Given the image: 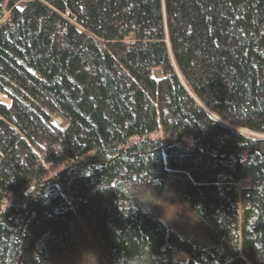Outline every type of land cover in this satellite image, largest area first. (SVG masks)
Here are the masks:
<instances>
[{
  "label": "trees",
  "instance_id": "trees-1",
  "mask_svg": "<svg viewBox=\"0 0 264 264\" xmlns=\"http://www.w3.org/2000/svg\"><path fill=\"white\" fill-rule=\"evenodd\" d=\"M4 6L0 264H264V0Z\"/></svg>",
  "mask_w": 264,
  "mask_h": 264
},
{
  "label": "rangeland",
  "instance_id": "rangeland-1",
  "mask_svg": "<svg viewBox=\"0 0 264 264\" xmlns=\"http://www.w3.org/2000/svg\"><path fill=\"white\" fill-rule=\"evenodd\" d=\"M5 2V1H4ZM4 2L2 4L4 5ZM17 6L22 9L25 6V1H21L17 4ZM4 16L0 20V25L5 21L7 17H9L8 9L4 6ZM58 113L51 115V121L53 124L58 126L61 129H65L68 126V120L64 126H59L58 124L54 123L52 120V117L54 115H57ZM60 115V114H58ZM65 118V117H64ZM170 194V195H167ZM159 199H164L167 201L168 204L173 205V210L175 206L178 208V211L175 212L174 215L171 216V218H165L164 209L159 205L160 214L162 217L167 220L168 222L172 223L176 227H178L182 232L189 233L191 237H193L195 240L200 241L203 240L205 237V233L202 231V228L198 225V222L196 221L194 215L192 212L186 207L184 202L180 199V197L173 191L172 189L167 190L165 193H163ZM93 258L91 255H86V257L82 258L80 261L88 263H93ZM91 261V262H90Z\"/></svg>",
  "mask_w": 264,
  "mask_h": 264
},
{
  "label": "clouds",
  "instance_id": "clouds-1",
  "mask_svg": "<svg viewBox=\"0 0 264 264\" xmlns=\"http://www.w3.org/2000/svg\"><path fill=\"white\" fill-rule=\"evenodd\" d=\"M156 200L159 201L158 204L164 209L165 218H171V216L174 215L176 211H178V208L176 206L173 210V205L168 204L166 200L164 199H156Z\"/></svg>",
  "mask_w": 264,
  "mask_h": 264
}]
</instances>
